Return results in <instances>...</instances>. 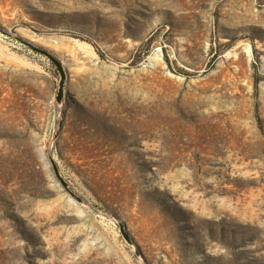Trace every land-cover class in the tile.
<instances>
[{"label":"rangeland","instance_id":"374dc122","mask_svg":"<svg viewBox=\"0 0 264 264\" xmlns=\"http://www.w3.org/2000/svg\"><path fill=\"white\" fill-rule=\"evenodd\" d=\"M0 264H264V0H0Z\"/></svg>","mask_w":264,"mask_h":264},{"label":"water","instance_id":"95a60500","mask_svg":"<svg viewBox=\"0 0 264 264\" xmlns=\"http://www.w3.org/2000/svg\"><path fill=\"white\" fill-rule=\"evenodd\" d=\"M38 50H40L41 52H43L46 55H48L51 58V60L55 63V65L58 67V69L60 71L61 81H60L59 88H58L57 100H61L62 92H63L64 78H65V71H64V68L62 66V63L52 53H50V52H48L46 50H43V49H38ZM53 165H54V169H55L56 175L62 180V182L64 183V186L68 189L69 185L67 184V182L61 176L59 168H58L57 164L55 163V161H53Z\"/></svg>","mask_w":264,"mask_h":264}]
</instances>
